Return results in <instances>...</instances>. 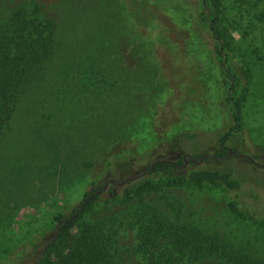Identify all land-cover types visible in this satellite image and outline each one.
<instances>
[{
  "label": "rangeland",
  "instance_id": "1",
  "mask_svg": "<svg viewBox=\"0 0 264 264\" xmlns=\"http://www.w3.org/2000/svg\"><path fill=\"white\" fill-rule=\"evenodd\" d=\"M33 1L54 20L60 48L46 81L0 136V264L36 261L41 233L55 213L79 206L109 150L135 155L136 171L153 149L154 157L174 160L172 145L191 156L214 154L232 126L200 0H0V19ZM255 1L221 0L219 30L232 65L248 72L243 128L227 146L264 164V23L249 12ZM195 165L226 167L242 187L225 193L163 180L147 199L173 218L264 254V226L228 208L236 199L264 218V168L235 156ZM135 244L132 233L121 236L120 264H144Z\"/></svg>",
  "mask_w": 264,
  "mask_h": 264
},
{
  "label": "trees",
  "instance_id": "2",
  "mask_svg": "<svg viewBox=\"0 0 264 264\" xmlns=\"http://www.w3.org/2000/svg\"><path fill=\"white\" fill-rule=\"evenodd\" d=\"M238 1L247 3V0ZM200 3L201 22L215 40L224 100L232 119L229 131L219 138L220 150L214 153L221 159L229 154V141L243 128L242 95L248 72L232 65L223 42L219 30L221 0H200ZM26 5L14 8L0 19V136L23 100L34 87L46 81L49 66L60 48L57 26L44 15L45 6L35 1L28 8ZM250 9L249 12L264 23V0H256L250 4ZM181 137L194 138L195 135L182 134ZM171 147L176 150L177 159L154 157L152 153L156 149H153L147 156V164L136 171L132 164L135 155L124 156L115 148L109 150L91 182V190L79 206L70 214L55 213L47 224L41 233L45 241L41 251L56 232L58 237L42 257L40 251L33 264H120L119 241L128 232L133 234L134 251L144 264H264V254L247 251L192 221L173 218L147 199L163 180L170 186H213L225 193L239 192L242 187L234 172L226 167L197 168L191 160L184 167L185 154L174 145ZM204 155L195 154L193 158L199 161ZM155 160L175 163H157L147 172ZM143 172L146 174L134 181L122 186L110 184L106 192L90 197L100 192L109 179L125 180ZM182 206V202L175 205L178 211ZM228 208L239 219L264 226V218L257 217L253 204L247 206L232 199ZM49 233H53L52 236H48Z\"/></svg>",
  "mask_w": 264,
  "mask_h": 264
},
{
  "label": "water",
  "instance_id": "3",
  "mask_svg": "<svg viewBox=\"0 0 264 264\" xmlns=\"http://www.w3.org/2000/svg\"><path fill=\"white\" fill-rule=\"evenodd\" d=\"M209 156L212 157V158H214V159H219V158H217L214 154H209V153H208V154H205L201 160L196 161V160L193 158V156L188 155V154H185V155H184V159H185L184 167H185L186 165H188L189 160L193 161L194 163H200V162H203V161H204L207 157H209ZM232 156H235V157H239V158L245 159V160L249 161L250 163L254 164V165H255L256 167H258V168H264V164H260V163H258L253 157H250V156H247V155H244V154H241V153L235 152V151H233V150H229V154H228L227 156L221 158V159L230 158V157H232ZM157 163H175V162H174L173 160H155V161L151 164L150 169H149L147 172L151 171ZM145 174H146V172H143V173H141V174H138V175H136V176H132V177L127 178V179H125V180L109 179V180L105 183L103 189H102L100 192H97V193H95L94 195H92V196H90V197L97 196V195H100L101 193L106 192L110 184H117V185H119V186H122V185L127 184V183L130 182V181H134V180L137 179L138 177H141V176H143V175H145ZM57 237H58V232H56V234H55L53 240H52L51 242H49V243L43 248V250H42L41 253H40V257H42V256L45 254L46 249H47V248L53 243V241H55V240L57 239Z\"/></svg>",
  "mask_w": 264,
  "mask_h": 264
}]
</instances>
